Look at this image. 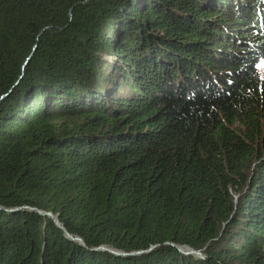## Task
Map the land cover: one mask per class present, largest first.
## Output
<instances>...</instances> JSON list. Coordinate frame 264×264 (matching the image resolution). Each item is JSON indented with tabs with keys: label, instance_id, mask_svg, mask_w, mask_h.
Returning a JSON list of instances; mask_svg holds the SVG:
<instances>
[{
	"label": "trees",
	"instance_id": "obj_1",
	"mask_svg": "<svg viewBox=\"0 0 264 264\" xmlns=\"http://www.w3.org/2000/svg\"><path fill=\"white\" fill-rule=\"evenodd\" d=\"M262 59L264 0H0V264H264Z\"/></svg>",
	"mask_w": 264,
	"mask_h": 264
},
{
	"label": "rangeland",
	"instance_id": "obj_2",
	"mask_svg": "<svg viewBox=\"0 0 264 264\" xmlns=\"http://www.w3.org/2000/svg\"><path fill=\"white\" fill-rule=\"evenodd\" d=\"M258 69L260 72L261 77L264 78V59H262L258 64Z\"/></svg>",
	"mask_w": 264,
	"mask_h": 264
},
{
	"label": "water",
	"instance_id": "obj_3",
	"mask_svg": "<svg viewBox=\"0 0 264 264\" xmlns=\"http://www.w3.org/2000/svg\"><path fill=\"white\" fill-rule=\"evenodd\" d=\"M43 214H45V213H43Z\"/></svg>",
	"mask_w": 264,
	"mask_h": 264
}]
</instances>
